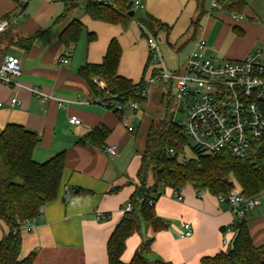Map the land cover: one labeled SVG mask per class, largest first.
Returning a JSON list of instances; mask_svg holds the SVG:
<instances>
[{
    "label": "crops",
    "instance_id": "crops-1",
    "mask_svg": "<svg viewBox=\"0 0 264 264\" xmlns=\"http://www.w3.org/2000/svg\"><path fill=\"white\" fill-rule=\"evenodd\" d=\"M135 1L140 2L141 7L137 9L143 13V16L135 17L136 22L154 17L165 23L168 28H158L156 36L148 31V36H162L176 51L188 46L190 53L194 42L204 38L210 56L242 59L264 42L263 24L251 16L250 21H242V17L234 19L232 13L229 16L225 10L212 7L213 0ZM63 10V0H31L20 14L14 0H0V21L8 22L0 35V66L7 55H13L22 67V74L15 78L16 83L0 81V132L9 123H18L35 131L40 140L33 158L38 162L60 152L66 155L58 196L47 202L39 216L31 220L30 230L22 228L21 256L36 252V264H109L107 243L134 194L153 119L143 114L142 121L137 124L138 110L133 113L124 108L117 113L92 101L94 95L90 86L78 75L81 66L103 61L114 38L122 47L123 57L125 29L120 24L92 19L85 11V4L58 20ZM73 19L80 20L84 29L79 42L67 45L61 34ZM134 21H131L132 26ZM89 33L96 36L92 41H88ZM138 34L144 38L140 23ZM31 37L33 40L29 41ZM65 51L71 55L69 62L62 64L60 59ZM121 61L119 73L131 79L122 69ZM143 76H146L144 70L141 78ZM140 79L131 80L138 82ZM33 87L46 96L33 93L29 89ZM13 98H17V103L12 105ZM163 99L162 84H152L145 108L158 107ZM59 101L63 104L59 105ZM73 115L81 119L80 124L69 122ZM123 117L134 123L133 132L128 131ZM96 127L109 130L103 143L107 147L118 145L117 154L110 155L106 149L89 142L79 143ZM148 183H153L152 177ZM115 187L120 188L111 192ZM67 192L68 197L65 196ZM182 193L184 199L180 201L174 197L173 188L165 189L155 203V211L168 227L154 231L149 223L142 222L141 231L126 241L122 255L124 262H129L136 249L152 238L147 253L149 259L159 258L173 264H201L204 256L231 248L237 230L233 228L225 233L222 228L242 218L248 221L253 243L264 244V200L237 218L219 196L209 192L198 195L190 184L182 189ZM98 213L102 217L99 218ZM187 223L193 229L190 236L183 235ZM8 231L7 224L0 219V241ZM224 238L228 239L227 245Z\"/></svg>",
    "mask_w": 264,
    "mask_h": 264
},
{
    "label": "trees",
    "instance_id": "trees-1",
    "mask_svg": "<svg viewBox=\"0 0 264 264\" xmlns=\"http://www.w3.org/2000/svg\"><path fill=\"white\" fill-rule=\"evenodd\" d=\"M215 1L222 10L236 17H242L249 6V0ZM63 2L64 10L58 20L66 18L71 11L85 4V11L92 19L120 24L125 30L136 17V13L129 15L130 11H137L133 0H115L114 5L97 0ZM138 21L144 36H148V31L156 36L158 28L167 27L154 17ZM153 23L158 27H152ZM83 29V23L73 19L63 30L62 41L67 45L79 42ZM95 37L89 33L88 41ZM32 40L33 37L29 39ZM122 52L119 41L112 39L103 61L81 66L78 75L88 83L94 97L102 99L98 102L108 108L113 109L114 104L119 103L123 105V111L124 108H129L130 102H137L144 109L147 95L139 93L144 85V76L140 81L134 82L119 73ZM149 62L150 57L144 73ZM100 81L103 85L99 84ZM152 119L138 171V182L129 201L133 209L123 213L107 243L109 264H173L147 257L152 238L145 240L136 249L129 262L122 260L127 239L141 231L142 222L149 223L154 231L168 227L167 222L155 211V203L167 187L179 190L190 184L198 195L209 192L225 196L236 181L246 197L255 196L264 190V145L262 150L247 158L235 157L227 151L206 153L189 144L172 116H164L159 121ZM108 133V129L96 127L80 139L79 143L89 142L106 149L103 141ZM39 140L35 131L18 123H9L0 132V219L9 228L7 235L0 241V264H36V252L21 256L23 222L37 218L41 208L58 196L61 187L65 152L38 162L33 158V151ZM187 145L193 152V156L189 158L185 154ZM169 149L174 152H169ZM149 177L153 179L152 184L148 183ZM119 188L115 187L111 192H116ZM149 200L154 203L150 204ZM229 226L237 230L231 248L212 256H204L201 264H264V244L253 243L247 219L242 218Z\"/></svg>",
    "mask_w": 264,
    "mask_h": 264
},
{
    "label": "built area",
    "instance_id": "built-area-1",
    "mask_svg": "<svg viewBox=\"0 0 264 264\" xmlns=\"http://www.w3.org/2000/svg\"><path fill=\"white\" fill-rule=\"evenodd\" d=\"M19 8V13L24 12V7L31 0H14ZM114 5L115 0H97ZM136 8L141 7L139 1L134 2ZM212 7L221 8L215 0ZM235 16V15H234ZM236 17V16H235ZM8 22L0 21V35L6 29ZM151 49L150 61L158 63L153 73L144 78V85L139 89L141 95H147L149 87L155 82L164 81L174 88L175 114L185 111L183 121H177L189 144L206 153L217 154L224 151L233 156L247 158L262 150L264 145V50H257L242 59H217L209 55L208 45L204 38L194 42L193 50L187 57L186 65L180 72L167 71L163 65L159 52L158 42L152 35L147 37ZM71 53L65 51L60 59L62 64L69 62ZM22 74L20 60L7 55L0 66V81L6 84L16 83L15 78ZM103 85V82H99ZM20 85V83H18ZM40 97H45L43 92L36 88H29ZM92 101H102L94 97ZM89 102V101H86ZM17 103V98L11 104ZM63 101H59L62 105ZM1 105V103H0ZM113 109L120 113L123 105L115 103ZM129 109L135 113L140 109V104L130 102ZM127 123L128 131L135 130L134 123L123 117ZM175 119V118H174ZM69 122L80 124L81 119L71 116ZM106 152L115 155L118 145H111ZM169 152L173 153L172 149ZM69 193H66L68 197ZM174 197L182 201V189L174 190ZM225 200L233 215L243 217L248 211L253 210L264 200V190L252 197H246L241 188L234 187L227 195L219 196ZM153 204V200H149ZM133 205L128 202L123 212L131 211ZM98 217H102L98 213ZM31 220L23 222V227L30 230ZM233 228L227 226L224 232ZM193 233L192 226L185 224L184 236ZM224 244L228 239L224 238Z\"/></svg>",
    "mask_w": 264,
    "mask_h": 264
},
{
    "label": "rangeland",
    "instance_id": "rangeland-1",
    "mask_svg": "<svg viewBox=\"0 0 264 264\" xmlns=\"http://www.w3.org/2000/svg\"><path fill=\"white\" fill-rule=\"evenodd\" d=\"M216 12L217 11H215L214 14ZM136 13V19L143 16V13L140 9H137ZM225 13L229 16H232L231 13H229L228 11H225ZM250 16L255 18L256 21L260 24L264 25V0H249V7L241 19H243L242 21H250ZM232 18L235 19L236 17L232 16ZM136 19H134V26H132V24L130 23L128 29L124 31V35L122 37V41L124 43V53L121 61L122 69L125 70L127 74H130V78L134 81H137L141 78L146 60L149 55H151V49L148 44L147 37L144 36V38H141L138 34L139 23L136 22ZM152 27L156 28L158 27V25L153 23ZM156 40L158 42L159 51L162 57V61L165 64L166 70L171 72L182 71L186 65L187 57L190 54L188 53L189 47L187 46L188 48L185 47L182 50L176 51L175 49H172V47L167 45L165 39L162 38V36H159L158 38H156ZM257 50H264L263 41H261L251 53H254ZM158 65V63H154L151 60L145 70V77H149L151 75L152 70L154 68H157ZM158 83L162 84V91L164 93L163 102L158 107L152 105L150 107L145 108L144 111L138 110V115L136 118L137 124L142 121L141 117L143 114L151 116L155 119V121H159L164 116H172L173 118H175L176 121L184 120L186 108L184 111L177 112L175 114V99L173 95L175 91L174 88L170 87L169 84L164 81H159ZM127 110H129V108ZM185 154L188 158L193 156V152L189 145L185 147ZM237 186L240 188L239 184L235 181L233 188Z\"/></svg>",
    "mask_w": 264,
    "mask_h": 264
},
{
    "label": "water",
    "instance_id": "water-1",
    "mask_svg": "<svg viewBox=\"0 0 264 264\" xmlns=\"http://www.w3.org/2000/svg\"><path fill=\"white\" fill-rule=\"evenodd\" d=\"M134 13H135V11H134V10H132V11H130L129 15L133 16V15H134Z\"/></svg>",
    "mask_w": 264,
    "mask_h": 264
}]
</instances>
